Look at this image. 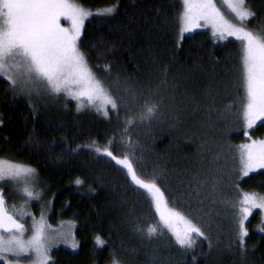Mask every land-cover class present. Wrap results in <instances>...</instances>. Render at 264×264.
<instances>
[{"label":"trees","instance_id":"trees-1","mask_svg":"<svg viewBox=\"0 0 264 264\" xmlns=\"http://www.w3.org/2000/svg\"><path fill=\"white\" fill-rule=\"evenodd\" d=\"M79 3L93 11L116 6L111 16L85 21L78 46L118 107H107V116L78 111L62 94L38 90L39 81L13 86L0 77V158L35 169L39 188L27 206L5 186L6 204L10 195L52 228L73 225L75 251L58 246L49 264H264L260 211L245 221L243 242L238 228L240 193L264 196V169L242 177L239 154L233 158L249 136L264 139V123L246 130L241 116L240 42L221 43L207 31L181 38V0ZM246 4L255 13L248 28L261 32L264 0ZM109 141L118 158L134 153L138 174L155 175L169 205L204 233L193 234L192 248L166 229L161 234L142 190L94 150ZM150 226L158 227L156 235H148Z\"/></svg>","mask_w":264,"mask_h":264},{"label":"snow or ice","instance_id":"snow-or-ice-1","mask_svg":"<svg viewBox=\"0 0 264 264\" xmlns=\"http://www.w3.org/2000/svg\"><path fill=\"white\" fill-rule=\"evenodd\" d=\"M222 3L233 14L231 19L226 18L215 0H182L183 12L178 18L180 37L203 26L211 27L214 37H234L240 42L241 87L244 90L241 116L247 129H252L258 123H264V30L255 32L248 28L246 22L255 13L246 0H222ZM115 10L114 5L94 11L85 9L79 0H0V77L7 78L13 86L19 81L24 84L44 82L41 86L51 92H64L76 100L78 111L85 107L86 100L87 106L95 107L107 116V106L117 109V101L95 76L78 42L85 20L92 16H111ZM61 18L69 21L71 26H61ZM153 112L154 106L147 107L146 115ZM133 122L132 118L126 121L128 125ZM249 139L251 143L239 147L242 177L264 169V139L252 140L250 136ZM111 144L109 141V146L103 150L98 146L94 150L109 157L121 170H126L131 184L137 191L142 190L159 216V232L162 234L166 229L182 248H192L193 234L200 237L204 233L191 219L169 205L155 175L142 178L138 174L134 153L125 152L118 158L109 150ZM34 173L35 169L23 163L0 158V181L10 179L27 183V178L33 177ZM76 183L82 181L77 179ZM23 192L27 197H33L29 188L24 187ZM240 197L238 228L243 242V237L248 234L245 221L253 209L264 210V196L241 192ZM26 215L29 213L23 209L17 210L15 206L10 209L0 193V260L7 259L6 254L19 258L32 252L35 264H49L43 216L34 226L26 228L21 222ZM26 231L32 232L29 239L24 238ZM147 233L156 235L158 227L150 226ZM96 243L103 245L104 241L97 236ZM72 247L77 245L73 243ZM113 264L119 262L113 260Z\"/></svg>","mask_w":264,"mask_h":264},{"label":"rangeland","instance_id":"rangeland-1","mask_svg":"<svg viewBox=\"0 0 264 264\" xmlns=\"http://www.w3.org/2000/svg\"><path fill=\"white\" fill-rule=\"evenodd\" d=\"M181 2H182V0H181ZM215 3L217 5V7L220 8L221 12L224 13L226 18H230V19L232 18L233 14L230 12V10L227 8V6L222 3V0H215ZM182 12H183V6H182ZM233 22H236V21L233 20ZM60 23H61V26H63V27H70L71 26L70 22L64 20L63 18H61ZM201 24L203 25V21L201 22ZM196 31H207V32L210 33V35H212L211 27H203V26L200 27V28H196L192 32L184 33V35H187V34H190V33L196 32ZM214 38L218 42H221V43L225 42L227 40H230V39L231 40H236L234 37H227L226 39H219L218 36H216ZM2 78H5V77H2ZM5 79L7 80V78H5ZM39 82L41 83V85L44 83V82H41V81H39ZM22 83H23L22 81L18 82V84H22ZM28 85H31V84L28 83ZM42 87L43 86H38L37 89L40 90ZM55 94H62L66 99L71 100V101H73V102L78 104V102L76 100H73L70 96H68L64 92L55 93ZM107 107H110V105L107 106ZM83 108H88V109H92L94 111H97L95 107L87 106V101L86 100H85V107H83ZM245 129L248 130L246 125H245ZM238 154H239V150H237L233 154V158H237ZM227 155L231 156L232 154H231V152H229ZM27 181H28L27 183H24L23 181L17 182V181H13V180H10V179H6V180H3V181H0V193L3 194V191H4L3 188H6L7 186H10L11 192H13L15 196H18L17 194L20 193L22 198L26 201L25 204L27 206H30V205L33 206L34 203H36L35 200H36L37 195H38V192H36V191H37V189H39L38 186H37V189H36V181H37L36 175L34 174L33 177L27 178ZM24 187L29 188V190L33 192V197L32 198H29L26 195H24V192H23ZM3 196H4V194H3ZM7 198H8V201H9L7 205L9 206L10 209L12 208V206H15V208L17 210L23 209L24 211L29 213V215H26V216H24L21 219V222L25 224L26 228H31L32 226H34V224L36 222L41 221V217L43 216V223L46 225V230H45L46 241L45 242H46V246L49 249V255L51 254V251L53 249H55L56 247H58V246L66 247V248H68V249H70L72 251H75V248L72 247V244L75 243L74 239H73V235H72V233H73V225L72 224H70V223H65V224H60V225L56 224L57 226L52 228V226H50L46 222V220L44 218V215H42V214L35 215L32 212V209H31L32 207L28 208V207H25L23 204L14 203L12 201V200H14V198H10V196L7 197ZM236 205L240 207L239 201H238V203ZM39 207H40V210L44 209V204L41 201H40V206ZM254 210H259L260 211V213L263 216V222H264V210L253 209L252 212ZM17 218L20 219V217H17ZM31 235H32L31 231H26L24 238L25 239H29L31 237ZM6 257H7V259L0 260V263H2V264H35V259H36L35 258V254L32 253V252H29L28 254H25V255H21L19 258L14 257L12 254H6Z\"/></svg>","mask_w":264,"mask_h":264},{"label":"bare ground","instance_id":"bare-ground-1","mask_svg":"<svg viewBox=\"0 0 264 264\" xmlns=\"http://www.w3.org/2000/svg\"><path fill=\"white\" fill-rule=\"evenodd\" d=\"M4 193V192H3ZM8 193V192H7ZM11 193V192H10ZM12 195V194H11ZM13 195H14V193H13ZM25 195V194H24ZM10 196V195H9ZM5 199V198H4Z\"/></svg>","mask_w":264,"mask_h":264}]
</instances>
